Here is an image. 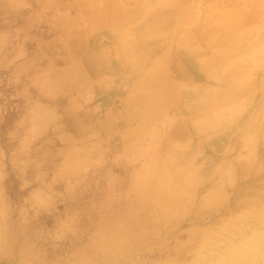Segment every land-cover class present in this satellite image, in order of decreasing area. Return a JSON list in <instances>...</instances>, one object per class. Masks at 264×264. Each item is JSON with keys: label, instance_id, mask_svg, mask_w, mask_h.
Segmentation results:
<instances>
[{"label": "rangeland", "instance_id": "rangeland-1", "mask_svg": "<svg viewBox=\"0 0 264 264\" xmlns=\"http://www.w3.org/2000/svg\"><path fill=\"white\" fill-rule=\"evenodd\" d=\"M86 2L110 24L142 27L178 69L204 66L226 88L221 135L193 160L158 158L156 171L118 151V111L96 118L88 103L49 126L0 89V264H206L229 234L264 229V0Z\"/></svg>", "mask_w": 264, "mask_h": 264}, {"label": "crops", "instance_id": "crops-1", "mask_svg": "<svg viewBox=\"0 0 264 264\" xmlns=\"http://www.w3.org/2000/svg\"><path fill=\"white\" fill-rule=\"evenodd\" d=\"M85 4L91 11L86 0H0V89H10L16 101L32 108L34 119L49 126L66 124L61 110L78 113L88 103L96 118L118 111L121 134L126 133L118 151L137 158V165L150 158L157 171L158 158L193 160L210 138L221 135L226 113L218 111L226 88L201 65L190 62L182 70L164 61L157 38L146 43L142 27L113 25L90 12L93 21L83 31ZM45 46L56 48L48 54ZM152 146V155H144Z\"/></svg>", "mask_w": 264, "mask_h": 264}, {"label": "bare ground", "instance_id": "bare-ground-1", "mask_svg": "<svg viewBox=\"0 0 264 264\" xmlns=\"http://www.w3.org/2000/svg\"><path fill=\"white\" fill-rule=\"evenodd\" d=\"M87 1V0H86ZM114 1V0H113ZM89 2V1H88ZM117 2H119V1H117ZM260 2H261V0H260ZM81 3V2H80ZM83 3H85V2H83ZM92 3H94V2H92ZM91 3V4H92ZM96 3V2H95ZM100 3V2H99ZM105 4V3H104ZM115 4V3H114ZM121 4V3H120ZM123 4V3H122ZM122 4H121V6H122ZM252 4V3H251ZM254 4H255V2H254ZM81 5H83V4H81ZM94 5V4H93ZM130 5V4H129ZM132 5V4H131ZM263 5V4H262ZM261 5V6H262ZM85 6H87L86 4H85ZM100 6V5H99ZM103 6V5H102ZM119 6V5H118ZM98 7V6H97ZM116 7V6H115ZM87 8H88V6H87ZM86 8V9H87ZM114 8V7H113ZM120 8V7H119ZM118 8V9H119ZM154 8V7H153ZM211 8V7H210ZM255 8V7H254ZM94 9V8H93ZM96 9V8H95ZM147 9V8H146ZM92 10V9H91ZM123 10V9H122ZM132 10V9H131ZM192 10V9H191ZM102 11H103V9H102ZM108 11V10H107ZM111 11V10H110ZM135 11H136V9H135ZM83 12V11H82ZM91 12H94V10H92ZM118 12V11H117ZM117 12H115V13H117ZM134 12V11H133ZM188 12V11H187ZM76 13V12H75ZM101 13V12H100ZM128 13V12H127ZM130 13V12H129ZM186 13V12H185ZM86 14V13H85ZM90 14V13H89ZM98 14V13H97ZM96 14V15H97ZM125 14V13H124ZM188 14V13H187ZM76 15H77V13H76ZM95 15V16H96ZM111 15V14H110ZM127 15V14H126ZM131 15V14H130ZM134 15V14H133ZM160 15V14H159ZM191 15V14H190ZM86 16H88V15H86ZM101 16V15H100ZM105 16V15H104ZM128 16V15H127ZM197 16V15H196ZM89 17V16H88ZM88 17H86V18H88ZM126 17V16H125ZM134 17V16H133ZM132 17V18H133ZM151 17V16H150ZM89 18H91V17H89ZM102 18H103V16H102ZM107 18V17H106ZM191 18V17H190ZM119 19V22L121 21V19L120 18H118ZM117 19V20H118ZM151 19V18H150ZM86 20V19H85ZM91 20H92V18H91ZM96 20H98V19H96ZM74 21V20H73ZM87 21V20H86ZM93 21V20H92ZM99 21V20H98ZM98 21H96V22H98ZM126 21V20H125ZM89 22V21H88ZM95 22V21H94ZM123 22V21H122ZM203 22V21H202ZM76 23V22H75ZM78 23V22H77ZM76 23V24H77ZM104 24H105V22H103ZM93 25L95 24V23H92ZM106 24H107V22H106ZM115 24V23H114ZM69 25V24H68ZM73 25V24H72ZM102 25V24H101ZM100 26V25H99ZM101 27V26H100ZM104 27V26H103ZM108 29V28H107ZM193 29H194V26H193ZM197 29H198V27H197ZM80 30H82V29H80ZM86 30V29H85ZM103 30V29H102ZM141 30V29H140ZM239 30V29H238ZM237 30V31H238ZM84 31V30H83ZM80 33V32H79ZM187 33V32H186ZM191 33V32H190ZM195 33V32H194ZM238 33V32H237ZM73 34V33H72ZM80 35V34H79ZM117 35V34H116ZM230 35H232V34H230ZM185 36V35H184ZM194 36H196V35H194ZM85 37H86V35H85ZM169 37V36H168ZM187 38H189L188 36H186ZM74 38V37H73ZM84 38V37H83ZM185 38V37H184ZM195 38V37H194ZM107 39V38H106ZM182 39V38H181ZM219 39V38H218ZM223 39V38H222ZM226 39V38H225ZM233 38H231V40H232ZM167 40V39H166ZM238 40V39H237ZM131 41V40H130ZM204 42V41H203ZM264 43V42H263ZM107 46V45H106ZM146 47V46H145ZM115 48V47H114ZM109 51V50H108ZM140 51H142V50H140ZM244 51H245V48H244ZM137 52V51H136ZM241 52V51H240ZM248 52H249V50H248ZM120 54V53H119ZM241 54V53H240ZM242 54H244V53H242ZM113 55V54H112ZM118 56V55H117ZM111 58V57H110ZM138 58V57H137ZM213 58V57H212ZM216 58V57H215ZM218 60V59H217ZM221 60V59H220ZM218 62V61H217ZM220 62V61H219ZM131 64V63H130ZM209 65V64H208ZM212 65V64H211ZM228 65V64H227ZM83 66V65H82ZM91 67V66H90ZM127 67V66H126ZM154 67V66H153ZM204 67V66H203ZM206 67V66H205ZM84 68V67H83ZM86 68V67H85ZM91 70V69H90ZM151 70V69H150ZM149 70V71H150ZM155 70V69H154ZM111 71V70H110ZM88 72V71H87ZM153 72V71H152ZM89 73V72H88ZM92 73V72H91ZM91 73H90V75H91ZM148 74V73H147ZM78 76V75H77ZM84 76V75H83ZM148 76H149V74H148ZM147 76V77H148ZM123 78V77H122ZM84 79V78H83ZM146 79V78H145ZM156 80V79H155ZM160 80V79H159ZM142 83V82H141ZM141 85V84H140ZM158 85V84H157ZM156 85V87H158ZM119 86H120V84H119ZM119 86H118V88H119ZM164 86L165 85H163V88H164ZM52 87V86H51ZM137 87V86H136ZM140 87H142V86H140ZM156 87H155V89H156ZM50 88V87H49ZM52 90V89H51ZM146 90V89H145ZM148 90V89H147ZM152 90H154V88L152 89ZM138 91V90H137ZM162 91V90H161ZM84 92V91H83ZM152 92H155V91H152ZM157 92V91H156ZM136 93V92H135ZM135 93H133V94H135ZM163 93V92H162ZM148 94V93H147ZM155 94V93H154ZM153 95V94H152ZM206 96V95H205ZM128 97V96H127ZM132 97V96H131ZM203 97V96H202ZM208 98V97H207ZM128 99H130V98H128ZM147 99V98H146ZM131 100V99H130ZM144 100V99H143ZM193 100V99H192ZM128 101V100H127ZM159 101V100H158ZM146 102V101H145ZM144 102V103H145ZM161 102V101H160ZM139 103V102H138ZM138 103H137V105H138ZM153 102L151 101V103H148V104H152ZM126 104H127V102H126ZM140 105H141V103H139ZM147 104V103H146ZM145 104V105H146ZM162 104V103H161ZM160 104V105H161ZM206 104V103H205ZM161 107V106H160ZM208 107V106H207ZM140 108V107H139ZM142 108V107H141ZM165 108V107H164ZM129 109V108H128ZM204 109V108H203ZM135 110V109H134ZM136 110H137V108H136ZM146 111V110H145ZM148 111V110H147ZM195 111H196V109H195ZM133 112V111H132ZM136 112V111H135ZM152 112V111H151ZM158 112V111H157ZM138 113V112H137ZM147 113V112H146ZM153 113V112H152ZM150 114V113H149ZM156 115V114H155ZM180 115V114H179ZM200 115V114H199ZM140 117H141V114H140ZM143 117V116H142ZM195 117V116H194ZM152 118V117H151ZM199 119V118H198ZM152 120V119H151ZM178 121V120H177ZM199 121V120H198ZM185 124V123H184ZM200 124V123H199ZM199 128V127H198ZM253 130V129H252ZM255 130V129H254ZM135 131V130H134ZM137 133V132H136ZM139 133V132H138ZM254 133V132H253ZM180 173V172H179ZM191 179V178H190ZM164 180V179H163ZM162 182V181H161ZM194 182V181H193ZM195 182H197V181H195ZM154 185V184H153ZM165 188V187H164ZM180 188V187H179ZM178 188V189H179ZM161 189V188H160ZM182 189V188H181ZM176 193V192H175ZM177 193H179V192H177ZM177 196V195H176ZM178 197H180V196H178ZM150 199V198H149ZM180 199V198H179ZM176 202V201H175ZM176 204V203H175ZM175 206V205H174ZM175 208V207H174ZM259 214V213H258ZM261 214V213H260ZM260 214H259V216H260ZM262 215V214H261ZM247 217V216H246ZM260 218H264V217H260ZM262 219H260V221L262 220ZM234 220V219H233ZM241 220V219H240ZM240 220H238L237 222H239ZM259 220V219H258ZM236 222V223H237ZM232 226H234V225H232ZM262 226V225H261ZM258 227V226H257ZM235 228V227H234ZM230 229V228H229ZM258 230V232H256ZM262 230H264V229H261V231L259 230V229H256V227H255V229H254V231H248V232H244L243 234H241V235H237V234H229V236L228 237H230L226 242H224V248L223 249H221V251L217 254L216 253V255L215 256H213L212 255V257L210 258L209 257V260L207 259V262H206V264H225V263H229V264H236L237 262L239 263H242V262H245L244 264H247V263H250L251 264V260H253L252 262H254L256 259H257V261L256 262H260V264H264V232H262ZM235 231V230H234ZM240 232L241 231H239V234H240ZM236 233V232H235ZM219 234V233H218ZM236 236V237H235ZM221 237V236H220ZM215 240V239H214ZM218 243H220V242H218ZM212 250V249H211ZM213 251V250H212ZM215 254V253H214ZM204 256V255H203ZM211 256V255H210ZM203 258V257H202ZM199 259V258H198ZM201 260V259H200ZM206 261V260H205ZM239 263V264H240ZM243 264V263H242ZM253 264V263H252ZM254 264H257V263H254Z\"/></svg>", "mask_w": 264, "mask_h": 264}]
</instances>
